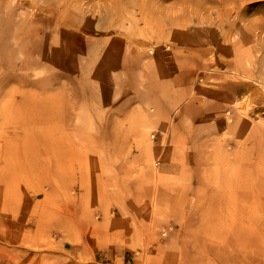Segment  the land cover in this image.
<instances>
[{
  "label": "rangeland",
  "instance_id": "1",
  "mask_svg": "<svg viewBox=\"0 0 264 264\" xmlns=\"http://www.w3.org/2000/svg\"><path fill=\"white\" fill-rule=\"evenodd\" d=\"M258 262L264 0H0V264Z\"/></svg>",
  "mask_w": 264,
  "mask_h": 264
},
{
  "label": "bare ground",
  "instance_id": "2",
  "mask_svg": "<svg viewBox=\"0 0 264 264\" xmlns=\"http://www.w3.org/2000/svg\"><path fill=\"white\" fill-rule=\"evenodd\" d=\"M259 251H260V250H259ZM259 251H258V253H259ZM261 251H262V250H261ZM261 253H262V252H261ZM242 260H243L244 262H246L245 259H242ZM247 261H248V260H247ZM258 263H259V262H258ZM259 264H260V263H259Z\"/></svg>",
  "mask_w": 264,
  "mask_h": 264
}]
</instances>
